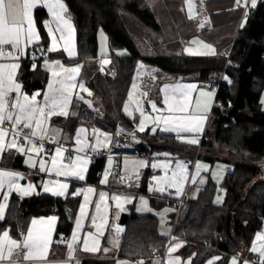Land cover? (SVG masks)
I'll return each instance as SVG.
<instances>
[{
    "label": "trees",
    "instance_id": "trees-1",
    "mask_svg": "<svg viewBox=\"0 0 264 264\" xmlns=\"http://www.w3.org/2000/svg\"><path fill=\"white\" fill-rule=\"evenodd\" d=\"M73 17L78 47V56L68 59L62 52H49V36L44 28L47 12L39 8L35 21L41 41L30 48L22 61L19 80L27 94L44 89L49 74L42 68L44 59H61L66 64H82L87 86L92 91L94 102L100 103L105 116L93 121L94 111L79 103L77 114L67 118L58 117L65 134L73 137L83 121H92L108 132H115L119 124L131 128L132 124L123 114L134 75L141 63L157 67L170 75H190L199 72L200 79L217 81L225 70L230 83H224L216 91L215 107L201 147L206 153L216 147L226 155L221 160L232 168L227 172L221 187L225 190L222 205H215L218 185L210 180L196 199L188 198L182 207L174 230L175 243L181 242L180 253L192 258L191 264H206L213 256H220L215 264H228L231 256L249 250L258 233L264 231V0L250 8L246 20L231 50L230 60L224 58L217 65L208 64L207 58L189 57L167 53L156 55L141 53V47L162 41V30L149 5L150 0H63ZM127 13L146 30V37L136 40L122 20ZM105 32L109 45L111 64L104 71L99 63L100 30ZM124 53V54H120ZM33 54L37 58L33 61ZM35 65V69H33ZM226 67V68H225ZM216 85V82H215ZM153 139L162 146H153V153H169L192 156L196 147L171 134H155ZM203 154L200 153V158ZM106 159L93 161L85 181L72 180L68 197L60 198L43 193L20 199L13 196L8 204L5 219L0 221V232L8 229L17 237L25 232L32 219L57 216L59 223L52 249L66 251L67 241L75 228L82 198L72 195L76 188L85 185L100 186L101 173ZM12 167L25 171L23 158L17 157ZM154 172L147 169L137 189H130L136 196H146L152 207L161 209L172 205L177 208V199L157 192L149 186ZM1 202V199H0ZM126 232L122 237L118 258L135 260L146 257L152 248L163 250L169 241L159 232L157 217L139 215L130 208ZM176 214L172 216L175 221ZM173 224V223H172ZM64 236L63 243L57 240ZM174 243V244H175ZM173 244V245H174ZM172 245V246H173ZM171 246V247H172ZM169 260V255H168ZM81 264H118L114 259L87 258Z\"/></svg>",
    "mask_w": 264,
    "mask_h": 264
},
{
    "label": "crops",
    "instance_id": "crops-1",
    "mask_svg": "<svg viewBox=\"0 0 264 264\" xmlns=\"http://www.w3.org/2000/svg\"><path fill=\"white\" fill-rule=\"evenodd\" d=\"M61 2L65 4L63 0H61ZM199 2H200L199 7L196 8L197 6L196 4L195 11H193V18L190 19L188 18L189 16L187 15L189 4L186 2V0H151V3L149 5L152 9V12L157 22L161 27L163 38L162 41L159 42V45L156 46V48L153 49L150 48V50L147 52L153 53V51L155 50L164 49L163 51L165 52L164 54L172 53V54L189 56V57L207 58L209 61L208 64H213V65L215 64L217 65L224 58H226L229 52H231L236 37L246 20L245 13L248 14L249 9L252 8L250 4V0H240L239 5H237V0H199ZM39 8H44L47 12V18L44 20L43 24L48 34V28L45 27V22H50L51 27L53 29H55V23H52L53 18L51 14L48 12L46 7H43V5H40L33 10L35 28L39 33L35 21V12ZM65 17L69 19L70 23L74 27L75 29L74 34L71 36V38H69V34L66 31L65 39L60 40L59 39L60 34L55 33V35L57 36V44H56L57 50L49 51V52L51 53L62 52L68 59H75L78 56L75 23L69 10L65 14ZM122 20H123V14H122ZM130 23L138 31V35H137L138 37H136L133 33H131V31L128 29V27L124 22L128 31L133 35V37L136 40L142 41L146 37V30L137 22L135 24L134 22L130 21ZM201 24L203 25V27L200 26ZM40 41H41V36L38 42H34L32 45L27 47V49L25 50V54L21 56L18 61H13L8 58L0 60V63H12V62L19 63L20 67L19 69L16 70L14 79L16 82L22 85V89H21L22 93L28 95L29 98L33 94L39 92L41 93V95L37 96V102L42 104L43 94L48 91L49 82H55L54 87L56 88L61 87L60 82L64 81L65 78L68 76V73L61 70L60 67L61 65H63V68H74L76 66H81V67L78 73L73 74L75 76V79L72 81H68L69 84H75L76 86L74 88H71L70 90L71 97L68 102V107L64 110L67 112V115L54 114L44 120L43 127L47 130V133L44 137V141L53 142L54 146H52V148L49 151L44 149L45 151L41 153L39 156H36L35 153H30V155H32L34 159L37 161V167L36 168L29 167L25 163L27 156L22 155L21 153L17 152L15 149L6 150L4 152L3 162L0 163V167L6 170H11L21 173L24 179L19 180L18 183L22 188H26L29 183L34 185V189L28 195H23L21 192H17L16 190H13L11 193H8L9 199L7 201V207L13 196H16L20 199H24L35 196L39 192L53 196L51 192L43 191L42 185L45 182H50L54 180H60L61 182H66L69 184V188L67 189L66 195L56 196V197H60V198L68 197L71 188V181L72 180L85 181L88 177L89 169L93 164V160L88 156L89 151L93 150V148H95V150L98 152L108 151L112 147L115 138V132L112 133L105 131L100 127H98L97 125H95L92 121H88V122L83 121L81 125H79V127L77 128L74 136L70 137L63 132L61 125L58 122H55L56 118L58 117L67 118L71 114H77L79 111V103H84L88 106L89 109L95 111L92 108L94 103L93 94L92 91L87 86V79L83 75L82 64H66L61 59L50 60L46 58L42 63V68L49 74V79L44 89L34 91L32 94H27L25 92L24 86L22 82L19 80V73H20L22 61L27 57L30 48L37 45ZM193 41H199V43H193ZM51 45H52V41H51V37L49 36V48L51 47ZM205 45H208L209 47H205ZM5 47L10 50V46H5ZM66 47L73 48L76 54L72 57H69L68 53L64 50ZM187 50H191L192 53H199V54H190L189 51ZM213 50H214V54H211ZM109 53L105 56L99 54L100 58L98 65L102 70L107 69L108 66H110L111 64V58L109 57ZM55 61H59L60 63L55 64L54 63ZM141 65L143 67H141ZM152 69H156L157 71L152 73L151 72ZM53 72H56L58 74L56 76H53ZM152 76H155V79H153ZM215 82L216 81L213 78L202 81L200 79L199 72H195L190 75L176 76L165 73L157 67L148 65L146 63H141L134 75L133 82L131 84L127 99L123 106V114L125 118L132 125H136L139 134L145 137L146 139H148V141L153 146L160 148L162 146V142L153 139L152 136H154L155 134H171L177 136L180 140L185 141L186 143H188L187 141L189 140H193V139L197 140L198 142L195 144L193 143H188V144L195 146L196 152L203 154L204 151L202 150L201 144L203 141V137L207 132L211 120L212 111L215 107L216 93H215V97L213 94V92L216 91ZM81 83L84 85V89H86L87 91L79 87ZM134 83L137 85L135 89H133L132 87ZM177 84L196 85L195 90H192L190 92L192 103L189 108V114L197 117V119L190 122H185V127H194L197 124H199L202 127V130L200 132L180 131L178 135L176 131L162 130L166 127L169 128L174 127L175 125L173 123L165 124L163 120L159 121L158 123L154 122L155 118L158 115L162 117H166L170 115V113L166 111V105L164 104L163 101L166 94L171 99V97L173 96L174 86ZM165 85H168L169 87L165 89ZM162 89L165 90L162 91ZM201 91L206 93H211V95L201 96L200 95ZM143 92H146L147 96H142L141 93ZM12 93L16 94L15 92ZM130 93H131V99H130ZM197 100H199L200 102L199 106H197L196 104ZM149 101H154L157 105V109L162 111L159 112L153 111ZM126 104L128 105V112L125 111ZM138 104L140 107L143 108L144 112L146 110L145 114L147 118L142 117L140 111L137 110ZM129 112L131 113V115H129ZM171 115H180V114L177 113ZM141 119H144L145 121L144 131L139 130V124ZM81 128L85 129L86 131L79 134L81 143L77 144L76 136L78 130ZM153 128L156 129L155 132L152 131ZM93 130H98V132H96V134L93 135ZM8 139L10 140L11 137L9 136ZM97 140H99V143L97 142ZM58 146H63V148L66 149V151H64L63 153V157L60 158V162L64 164H68L69 163L68 157L70 156L73 161H76L75 168L73 170L80 171L81 169H83V175H84L83 180L74 177H68V178H65L63 176L57 177L54 172L51 175H49L47 172L39 171V160L41 158L47 162L46 167L51 168V159L53 156H55V149ZM82 146L84 147V151L82 152L76 151V149ZM28 147H30V145ZM215 150L214 152H216ZM223 155L224 154L218 151L216 152L215 157H211V159L214 158L223 159L225 158V155L224 156ZM17 157L23 158V164L24 167L26 168L25 171L12 167L11 163ZM77 157H79L80 159L76 160ZM182 157H189V156H182ZM157 160H158L157 158L153 160H147L142 156L139 157L129 156L123 159L122 171L124 174L130 177V181L128 182H124L117 176H113L110 174L109 170L111 164L109 162L110 160H107L106 167L104 171L101 173L100 186L85 185L76 188V190L77 189L81 190L79 194L82 198L81 205L85 204V196H87L88 198V203L85 205V211L83 216H81L80 213V208H81L80 205L76 221L77 219L80 220L81 227L77 229L76 221H75V228L73 230V233L76 234V239L73 240V233H72L71 237L67 241V244L68 243L73 244L74 251L72 253L71 258H69L68 248L66 249V251L63 252L55 251L52 249V245L56 234V229L59 223V218L55 216L56 221L51 226V242L49 244L48 251L44 255L43 259L28 260V262L22 263L19 261L17 254L14 252L10 261L6 260L0 262V264H12V261H15V264H81V262L87 258H101V259L115 258L118 264H125V262L126 264H138L136 260L121 259L117 257L118 251L120 249L121 240L125 233L123 235L116 234L115 227L118 224L120 215L125 211L126 205L132 201V198L138 197L136 196L135 193L131 192L130 189L135 190L138 188L144 172L147 169H150L154 172V176L157 173L158 174L161 173L160 164L156 163ZM84 161H87V163L85 164ZM140 161H144L147 166L139 167L138 165ZM214 162L215 161L211 163L214 164ZM153 164H156L157 167L153 168L152 167ZM57 166L59 167V163ZM136 173H138V177H139L138 179ZM49 187H52L51 183H49ZM88 188H92L93 191L88 192L87 191ZM4 191L7 192V188H5ZM101 192L106 193V197L103 201H101L100 199ZM114 196H119L120 200L119 201L114 200L113 199ZM187 197L189 198L188 195ZM0 199L1 202H3L2 197H0ZM179 201L180 199H177L176 204H178ZM97 204H100L99 213H97L96 210ZM6 211L7 208L5 209V214ZM52 216L39 217L34 219L38 221L39 220L47 221V219ZM93 217H95V225H102L100 231H97L96 226L93 225ZM29 227H32L31 223ZM47 227H48L47 224L36 225V228H47ZM27 230L25 231V233H27ZM2 232H0V235H2ZM89 233H91V235H89ZM9 235L12 239H16L18 241L22 240L19 237V235L17 237H14L10 233V231H9ZM85 240H87L88 250H85V246H84ZM177 244L182 245L181 242H176L173 246ZM181 247L176 248L175 251L169 253V257H171L172 259L179 257V264H187L189 260L192 263V258L183 259L180 253ZM252 247L249 249L248 255L231 256L228 264H231V259L237 256L239 257L238 264H244L245 261H247L248 264H253L252 263L253 259L255 258L261 259L259 255H257L255 252L251 250ZM92 249H96V250L93 251ZM105 249H107V251H105ZM66 257L71 261H57L59 259ZM217 257L220 258V256L215 255L212 258H210L206 262V264H209L210 260H214ZM218 260L219 259H215V262H217Z\"/></svg>",
    "mask_w": 264,
    "mask_h": 264
},
{
    "label": "snow or ice",
    "instance_id": "snow-or-ice-1",
    "mask_svg": "<svg viewBox=\"0 0 264 264\" xmlns=\"http://www.w3.org/2000/svg\"><path fill=\"white\" fill-rule=\"evenodd\" d=\"M189 4V18H193L192 13V4L191 0H186ZM240 0H237V5H239ZM250 4L252 8H255L257 5V0H250ZM43 5L46 7L48 12L51 14L53 20L52 23H55V29L51 27L50 22H45V27L48 28V35L51 37L52 45L49 48V51L57 50V36L55 33H59V39H65V32L67 31L69 34V38L74 34V27L70 23L69 19L65 17L67 13V7L61 0H0V60L5 58L11 59L13 61H18L21 56L25 54V50L28 46L32 45L34 42H38L40 40L39 33L35 28L34 18H33V10L38 6ZM247 16V13H245ZM203 27V25H200ZM193 43H199V41H193ZM5 46H10V50ZM205 47H209L205 45ZM69 57L74 56L76 53L73 48L66 47L64 49ZM190 54H199L192 53ZM124 54V53H120ZM211 54H214V50ZM55 64H59V61H55ZM20 65L17 62L12 63H0V163L3 162V154L6 150L15 149L17 152L22 155L27 156L25 163L31 167H37V161L34 159L30 153H35L36 156H39L43 153L44 144L43 140L47 133V130L43 127L44 120L54 114L67 115V112L64 111L68 107V102L71 97V88H74L75 84H69L68 81H72L75 79L74 73H78L81 66H76L74 68H63L61 65V70L68 73V76L64 81H61V87H54L55 82H49L48 91L43 94V103L37 102V96H40L41 93L37 92L33 94L30 98L28 95L23 94L21 89L22 85L15 81L14 77L16 74V70L19 69ZM141 67H143L141 65ZM33 69H35V65H33ZM157 71L156 69H152L151 72L154 73ZM58 73L53 72V76H56ZM155 79V76H152ZM224 79H227L225 76ZM81 89H84V85L81 83L79 85ZM133 89L137 87L134 83L132 85ZM169 86L165 85V89ZM196 85H180L177 84L173 89V96L171 99L166 94L164 97V104L166 105V111L170 113V115L166 117L157 116L154 122H159L161 120L164 121L165 124L173 123L174 127H166L162 129L163 131H176L179 135L180 131L186 132H200L202 127L197 124L194 127H185V122H190L196 120L197 117L189 114V108L192 103V98L190 92L195 90ZM165 89H162L165 90ZM87 91L86 89H84ZM12 92L16 93V103L9 106L8 97ZM91 94V93H89ZM142 96H147L146 92L141 93ZM201 96H210L211 93H206L201 91ZM82 99V98H81ZM131 99V93H130ZM151 104V108L153 111H162L157 109V105L154 101H149ZM199 100L196 101L197 106H199ZM59 110V112H58ZM137 110L140 111L141 116L147 118L142 107L137 106ZM125 111L128 112V105H125ZM180 114V115H171V114ZM129 115L131 113L129 112ZM5 124H8L9 127L6 128ZM27 130V131H25ZM139 130H145V121L141 119L139 124ZM155 128L152 129L155 132ZM86 130L81 128L78 130L76 136V143L80 144V133L85 132ZM98 130H93V135L96 134ZM11 137L9 140L8 137ZM51 139V138H49ZM99 143V140H97ZM188 143H197L198 141L193 139L187 141ZM30 145V147H28ZM95 148H93V151ZM66 149L63 146H58L55 149V156L51 159V168L46 167V161L44 159L39 160V171L47 172L51 175L53 172L57 177H74L80 180L84 179L83 169L80 171L73 170L75 168L76 161H73L71 157H68L69 163L64 164L60 162V158L63 157V153ZM78 152L84 151V147H80L76 149ZM80 158L77 157L76 160ZM59 163V167L57 166ZM86 164L87 161H84ZM139 167L147 166L144 161L139 162ZM153 168H156L157 165L153 164ZM167 167V165H164ZM183 165L180 162H177V168H182ZM203 167L200 164L196 165L197 172ZM67 169V170H64ZM107 175V174H106ZM137 179L138 173H136ZM175 177V173L173 174ZM24 179L23 175L19 172L6 170L0 167V197H2L3 202H0V221L5 219V209L7 208V201L9 199L8 193H11L13 190L17 192H21L23 195H28L33 189L34 185L29 183L26 188H22L18 181ZM154 180H157L159 183L160 179L164 178H156L153 177ZM49 183H51L52 187H49ZM43 191L51 192L53 196H65L67 193V189L69 188V184L66 182H61L60 180H54L50 182H45L42 185ZM5 188H7V192H5ZM150 191H161L164 189L157 187L155 189L150 186ZM79 189H77L72 195H79ZM88 192H92V188L87 189ZM106 197V193H100V199L103 201ZM114 200L119 201V196H114ZM141 202L143 204H147V201L141 198ZM88 203V198L85 196V204L81 205L80 213L81 216L84 215L85 205ZM119 206V205H118ZM97 213L100 212V204L96 205ZM56 221V217L52 216L45 220H36L33 219L31 221L32 227H29L26 235H23V239L18 241L16 239H12L9 235V230L5 229L0 235V262L11 260L14 252L19 255L21 253L24 254L25 260H39L43 259L44 255L47 253L49 244L51 242V226ZM44 225L47 224V228H36V225ZM93 225L96 226L97 231H100L102 225H95V217H93ZM81 227V222L79 219L76 221V228L79 229ZM120 231V229H117ZM91 235V233H89ZM76 239V234L73 233V240ZM175 239V238H173ZM257 240H264V233H258ZM61 242H63V238L61 237ZM85 250L87 248V240L84 241ZM182 245L177 244L168 249L169 253L175 251L176 248L181 247ZM67 248L69 250V258L72 257V253L74 251L73 244L68 243ZM93 251L96 249H92ZM253 252L259 251L260 253V261L258 264H264V245H261L259 249L253 245ZM107 251V249H105ZM215 259H220L219 257ZM215 259L210 260L209 264H215ZM239 257H233L231 259V264H238ZM12 264H15V261H12ZM126 264V262H125ZM139 264H143V262H139ZM167 264H179V257L172 259L169 257ZM187 264H191L189 260ZM244 264H248L247 261Z\"/></svg>",
    "mask_w": 264,
    "mask_h": 264
},
{
    "label": "rangeland",
    "instance_id": "rangeland-1",
    "mask_svg": "<svg viewBox=\"0 0 264 264\" xmlns=\"http://www.w3.org/2000/svg\"><path fill=\"white\" fill-rule=\"evenodd\" d=\"M260 0H257V4ZM151 3V0L149 1V4ZM192 3V13L195 11L196 8L199 7V0H193ZM189 16V5H188V13ZM189 18V17H188ZM123 20L128 27V29L133 33L136 37H138V31L131 25L130 21L134 22L136 24V21L132 18V16L128 15L127 13H123ZM98 41H99V54L102 56H105L109 53V45L108 40L105 32L102 30L98 33ZM160 40L158 43L156 42L155 45L150 46L151 49L156 48V46L159 45ZM164 49H159L153 51V54L156 55H164L165 52H163ZM141 53L146 54L147 49L144 47H141ZM215 92H213L215 97ZM262 109L264 110V92L262 96ZM92 108L95 110L92 120L95 121H101L104 116V109L101 106L100 103H93ZM216 152H221L224 154L219 147H216ZM216 152L212 153H206L203 152V157L198 159L197 164L202 165L199 172H197V168L195 166L194 172L191 174L190 170L183 165L182 161L177 160L178 156L169 154V153H154V156L158 159L156 163L160 164L161 173L156 174L153 177L156 178H164L160 179L159 183H157V180H154L152 178L150 186H152L153 189L160 187L163 188L164 191H155L152 190L150 192H158L161 194H168L175 199H181L184 194H187L190 199H196L200 193V191L208 185V183L213 181L216 185H218L217 189V195L215 197L214 203L215 205H222L224 202L225 197V190L221 187V185L224 182V179L227 175V172L232 168V166L228 165L226 162L217 160L212 164L208 159H211V157H215ZM225 155V154H224ZM223 155V156H224ZM190 157V156H189ZM226 158V155H225ZM223 158V159H225ZM176 159V160H175ZM111 164V160L109 161ZM177 162H180L183 167L177 168ZM196 164V165H197ZM164 165H167V167H164ZM175 173V177L173 174ZM149 186V188H150ZM141 198L147 201V204H143L141 202ZM134 207V210L139 215H148L151 214L158 218L159 220V232L164 237H170V234L172 232L173 228V218L172 216L174 214L178 213V209L175 206L168 205L161 209H156L151 206L150 200L146 196H138L132 198V201L126 205L125 213H128L130 211V208ZM261 233H264L261 232ZM255 246L257 249L261 247V245H264V240H257L254 241ZM257 255L260 256L259 251L255 252ZM249 250H243L241 252V255H248Z\"/></svg>",
    "mask_w": 264,
    "mask_h": 264
},
{
    "label": "built area",
    "instance_id": "built-area-1",
    "mask_svg": "<svg viewBox=\"0 0 264 264\" xmlns=\"http://www.w3.org/2000/svg\"><path fill=\"white\" fill-rule=\"evenodd\" d=\"M237 37H238V35H237ZM237 37H236V39H237ZM230 56H231V52H229V54L226 57V59H227L226 66L230 60ZM36 58H37V54H33V61ZM102 71H104V70H102ZM225 76H226V74H225V70H224L222 72L221 76L219 77V79L216 81V91L220 88V86L222 84L230 83V80L228 78L224 79ZM7 99L10 102L9 106L12 104H15L16 103V94H13V93L10 94V96ZM145 112H146V110H145ZM5 127L8 128L9 125L5 124ZM25 131H27V130H25ZM203 138L207 139L206 136H204ZM43 144H44V149L47 151H49L52 148V146H54L53 142H50V141H44L43 140ZM143 151H144V153H143ZM88 156L93 161L97 160V159L111 160V166H110V170H109L110 174L113 176H117L118 178H120L124 182L130 181V177L128 175L124 174L122 171L123 159H125L126 157H129V156H131V157L142 156L147 160H153L156 158L154 156V153H153L149 143L147 142V140L143 136H141L139 134V132L137 131L136 125H132L131 128H127L121 124H119L116 128L115 138H114L112 147L108 151L98 152L96 150H94V151L90 150L88 153ZM199 158H200V153L196 152L194 155H192L190 157H178L177 160L182 161L184 166L187 167L192 174L194 172L195 166H196ZM187 200H188L187 194H184L183 197L180 199V201L177 204L178 213L176 214L175 221L173 222L172 232L170 234L169 241H168L167 245L165 246V248L163 250H159L157 248H152L150 250L148 256L135 259L138 264H139V262H143V264H167L168 255H169L168 249L175 243V239H173L175 226H176L177 221L180 217L182 207L185 204V202H187ZM117 229H120V231H117ZM125 231H126V226L119 225V224L116 225V227H115L116 234L123 235L125 233ZM22 234L26 235V233L25 232L20 233L21 239H23ZM61 237L63 238V241H64V236L62 235ZM61 237L57 240V242L59 244L63 243V242H61ZM17 257H18L19 261L22 263L28 262V260L24 259L23 253L17 255ZM57 261H71V260H69L66 257V258L59 259ZM259 261H260V259L255 258L252 260V263L258 264Z\"/></svg>",
    "mask_w": 264,
    "mask_h": 264
},
{
    "label": "water",
    "instance_id": "water-1",
    "mask_svg": "<svg viewBox=\"0 0 264 264\" xmlns=\"http://www.w3.org/2000/svg\"><path fill=\"white\" fill-rule=\"evenodd\" d=\"M128 220H129V214L123 212V213L120 215V218H119V220H118V224H119V225H123V226H127V224H128Z\"/></svg>",
    "mask_w": 264,
    "mask_h": 264
}]
</instances>
